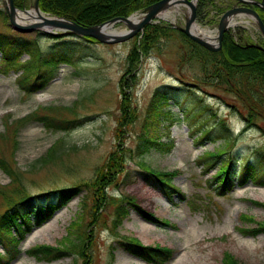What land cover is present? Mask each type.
<instances>
[{"label":"rangeland","instance_id":"obj_1","mask_svg":"<svg viewBox=\"0 0 264 264\" xmlns=\"http://www.w3.org/2000/svg\"><path fill=\"white\" fill-rule=\"evenodd\" d=\"M32 1L28 0L25 9L29 8ZM195 3L197 7L198 0ZM234 5L242 4L236 0H210L204 8L206 16L201 18L196 15V23L201 28L207 27L212 33L215 30L217 35L216 27L221 16ZM169 8L177 10L175 19L156 18L155 22L168 23L172 27V21L174 26H183L190 8L180 3ZM140 10L135 11L136 14ZM233 18L238 23L229 28L231 31L242 29L247 46L258 48L255 46L257 43L264 48V39L255 19L244 13ZM119 25L120 22H117L115 28ZM7 27L19 33L23 41L37 39L43 50H48L57 41H65L62 49L75 63L60 65L48 85L32 94L25 93L18 86L17 74L14 72L0 73V154L6 156L16 172L20 173V183L26 193L34 196L46 194V197L53 198L55 194L52 191L90 179L95 168L104 162L107 154L118 143L114 133L119 113L118 81L124 72L126 55L137 34L115 44L89 42L74 36L56 40L40 36L38 30L18 32L0 17V30L4 31ZM231 33L233 36L236 34L234 31ZM165 40L158 50H154L138 66L137 83L131 93L138 118L125 130L124 145L134 147L154 91H167L171 99L166 109H171L178 118L170 128L174 146L166 154L151 151L142 161L153 169L173 173L169 177L170 182L178 192L167 195L163 186L136 159L126 161L125 171L119 176L122 180L117 186L106 190L116 197L132 199L134 204L159 222L145 219L129 204H126L128 215L115 230L111 226L112 205L101 208L98 219L90 221L92 193L84 188L47 221L37 222L31 218L29 222L22 221L20 226L10 229L13 237H20L23 230L24 235L18 246L21 252L9 264H85L86 258L88 264H154L123 248L122 244L132 238H137L146 246L158 244L172 249V257L164 264H221L224 251L230 252L241 264H264V232L252 234L254 222L264 220V208L252 202H264V185L261 184L264 181V121L259 119L257 126L251 124L245 129L244 112L243 116L238 112L240 106L235 96L222 88L209 86L208 81L204 82L199 75L201 67L197 62L181 61L185 46L181 38L172 36ZM22 58L26 59V54ZM185 88L192 90L187 89L186 94ZM174 101H181L185 110L201 111L197 119H193L195 123L203 121L212 125L217 119L224 118L226 130L223 128V134L226 132L233 138L232 145L211 168L202 166L201 155L222 147L223 140L216 137L218 132H222L221 127L217 132L212 130V141L205 139L202 144H197L190 129L200 127L199 124H192L189 128ZM73 106V111L65 109ZM42 107L49 108L40 109ZM37 111L52 117L62 113L65 120L75 119L74 126L69 130L47 128L34 120L33 115ZM17 123L19 126H14ZM14 128L17 129L16 134ZM8 129H11L10 133ZM59 139H63L64 143L61 158L53 163L42 164L40 159ZM224 156L232 157L236 170L241 174L246 172L248 165H253L259 178L256 182L248 180L243 185L236 184L224 196L217 195L214 190L217 182L209 185L208 181L221 165ZM0 185H12L11 178L1 167ZM85 199L88 201L86 205L83 202ZM242 214L253 217L254 222L243 220ZM78 218L84 220V226L87 224L86 232L90 239L83 260L76 253H68L50 261L28 253L34 246L43 243L63 247L59 245L60 240ZM165 220L167 224L160 222ZM142 223L149 224L147 232L141 229ZM72 229L75 230V227ZM241 229L246 232H241ZM75 233L76 236L73 232L65 238L67 246L72 241L74 244L80 243L77 235L79 231ZM7 244L8 240L0 246L3 256ZM62 252L68 251L65 249ZM184 255L187 258L180 262Z\"/></svg>","mask_w":264,"mask_h":264},{"label":"trees","instance_id":"obj_2","mask_svg":"<svg viewBox=\"0 0 264 264\" xmlns=\"http://www.w3.org/2000/svg\"><path fill=\"white\" fill-rule=\"evenodd\" d=\"M157 1L159 0H39V8L43 12L65 17L87 26L98 25L115 17H127L133 12ZM27 2L28 0H13L15 7L18 9H25ZM207 2L210 3V0H198L196 7L197 17L206 16L204 8ZM255 9L259 11V15L264 22V10L259 6H255ZM0 17L7 24L8 20L3 7H0ZM229 30L223 34L221 48L217 51H209L203 48L189 39L184 33L164 22L149 24L143 29L142 33L136 35L135 41L126 55L124 72L118 81L119 113L114 131L118 143L107 154L104 162L95 168L94 175L90 179H83L69 188L52 191V194H55L53 198L46 197V194L30 195L25 192L24 186L20 183V173L16 172L10 164L11 162L7 161L6 156L0 155V167L12 180V185L8 186L10 188L0 185V244H4L8 240L5 255L0 254V264H8L20 253L18 246L23 239L24 230L22 234L20 233V237L17 238L11 235V228L20 226L22 221L29 222L31 218L37 222L48 220L84 188L92 193L90 209L92 217L90 221L95 222L98 219L101 208L112 205L113 220H111V226L115 230L116 226L121 225L123 219L128 215L129 210L126 204H129L137 209L145 219L159 222L156 217L146 213L134 204L132 199L121 196L116 197L108 194L106 190L109 187L117 186L119 180H122V177L120 178L119 176L125 171L126 161L128 159H136V162L146 172L153 175L163 186L167 195L178 192L170 182L169 177L173 173H164L153 169L142 161V158L151 151L166 154L174 146L170 137V128L178 118L174 116L171 109H166L170 106L171 99L167 91L160 89L154 91L146 107V114L144 115L140 132L136 135L134 147L129 148L124 145L125 130L130 128L138 118V110L136 106L132 105L131 95L137 83L138 66L154 50H158L163 41H166L165 39L172 36L181 38L185 45L180 56L181 61L197 62L201 67L199 75H201V79L204 82L208 81L209 86L213 85L216 88H222L235 96L234 98L237 99L240 106V109H237L238 112L242 116L244 112L245 129L251 124L257 126V120L259 119L264 121V51L253 46H247L243 40L242 29H235L234 33L236 32V34L234 36L231 33L233 31ZM38 34L56 40L68 36L61 33L52 34L41 31ZM19 36V33L12 32L8 27L4 31L0 30V73L12 71L17 74V84L25 93L32 94L44 89L53 79L60 65H75L67 52L62 49L65 41H57L48 50H43L40 48L37 39L23 41ZM82 39L93 42V40L86 38ZM24 54L27 56L26 59L22 58ZM187 89L192 90L185 88V91ZM174 102L180 108L179 112L189 128L192 127V124H199L198 126L200 127L190 129L192 136H195L194 141L197 144H202L205 139L212 141V130L217 132L221 127L222 132L220 134L218 132L216 137L223 140L222 147L201 155L202 166H207V169L211 168L213 163L226 154L232 145L233 138H230L228 134L226 135V132L223 134V130H226L224 118L217 119L216 123L212 125L205 124L203 121L195 123L194 120L201 114V111L199 113L198 111H192L190 108L185 110L181 105V101ZM48 108L42 107L40 109L46 110ZM73 108L74 106L71 108L66 107L65 109L73 111ZM58 117L64 118L65 116L62 113H56V117H52L46 114H39L38 111L33 115L35 121L43 123L45 127L50 129L69 130L74 126L75 119L65 120V118L60 119ZM14 126L17 127L19 124L17 123ZM13 132L16 134L17 129L14 128ZM12 139L14 140L13 136ZM63 146V139H59L49 148L46 156L42 157L40 162L46 164L49 162L53 163L56 159L59 160L62 152H64ZM12 155L13 152L11 153ZM223 158L221 165L208 181L209 185L217 182V185L214 186L217 195L224 196L231 192L236 184L240 186L248 180L256 182V179L259 178V173L256 172L253 165H248L246 172L241 174L240 171L236 170L231 156H224ZM261 184L264 185V181ZM40 197L42 199H39ZM83 202L85 205L88 203L87 199ZM252 202L264 208V202ZM241 218L247 222H254V218L247 214H242ZM83 221L80 218L74 220L67 233V235H70V233L74 232L76 236L75 232L79 231V234H77L80 239L79 244H74L72 241L70 246H67L65 244L67 235H65L59 243L63 247L43 243L34 246L28 253L39 255L42 260L46 261L59 259L68 253H76L83 260L86 257L84 256V251H86L87 242L90 241L88 239L89 234L86 232L87 224L84 226ZM160 222L162 224L168 223L166 220ZM254 224L255 229L252 234L264 232V220L255 221ZM73 227H75V230L72 229ZM241 232L245 233L246 231L241 229ZM122 245L129 253L154 264H164L173 255L172 249L168 247H162L158 244L146 246L137 238H132ZM65 249L68 252H62ZM85 264H88L87 258L85 259ZM221 264L241 263L230 252L224 251Z\"/></svg>","mask_w":264,"mask_h":264},{"label":"water","instance_id":"obj_3","mask_svg":"<svg viewBox=\"0 0 264 264\" xmlns=\"http://www.w3.org/2000/svg\"><path fill=\"white\" fill-rule=\"evenodd\" d=\"M196 1L197 0H159L141 9L139 11V13L141 14V18L136 23H133L130 20V18L137 13L133 12L127 17H115L98 25L87 26L81 25L65 17L50 15L42 12L39 8V0H33L29 8L27 9H18L17 7H15L13 0H2V6L6 13L10 27H12L16 31L30 32L33 30H43L45 32L51 33L59 32L62 34H68L76 37L91 38L97 42L104 44H115L131 39L139 32H142L143 28L146 25L155 23L156 18L165 19L160 16V13L167 7L175 5L176 3H180L190 8L189 13L185 17L184 24L183 26H174L172 21H170V23L173 27L183 32L192 41L196 42L207 50L216 51L221 48L223 34L229 27H231L230 20L233 19V16H241L243 13L248 14L250 18L255 19L259 33L264 39V22L262 21L259 14L250 7L251 5H259L264 10L263 0H236L242 5H234L221 16L216 27L217 35L214 37V45H212V43H210L204 36H198L194 34L191 30L192 24L196 20ZM30 10L34 11V14L37 18H41V23L35 21H17V12L30 13ZM111 22L125 23L128 29L124 33L103 32L102 28ZM46 27H49L51 29L47 30ZM255 46L264 50V48L260 44L256 43Z\"/></svg>","mask_w":264,"mask_h":264},{"label":"bare ground","instance_id":"obj_4","mask_svg":"<svg viewBox=\"0 0 264 264\" xmlns=\"http://www.w3.org/2000/svg\"><path fill=\"white\" fill-rule=\"evenodd\" d=\"M171 6H169V7H171ZM169 7L164 9L160 13V16L165 18V19L169 18L170 20L173 21L175 19V15L177 13V10L176 9H171ZM29 12L30 13L17 12V16H16L17 21L18 22H21V21H25V22L35 21V22H40L41 23V21H40L41 18L40 19L37 18L35 16V14H34V11L30 10ZM140 18H141V14L138 13V14H135L134 16H132L130 18V20H131V22L136 23L137 21H139ZM230 23H231L232 26H235L238 22L236 20H234V18H233V19L230 20ZM115 27H116V23L111 22V23H108L107 25H105V27L102 28V31L103 32H108V33H124L128 29L127 26L125 25V23H120V25L117 26L118 28H115ZM46 29L50 30L51 28L46 27ZM191 30H192V32L194 34H196L198 36H204L210 43H212V45L215 44V41H214V34L215 33H212L213 31H210L207 27L206 28H201L196 23V20L192 24ZM8 131L10 133L11 129H8ZM141 229L142 230H146V232H147L149 230V224L142 223ZM186 258H187V256L184 255L179 261L180 262L184 261Z\"/></svg>","mask_w":264,"mask_h":264},{"label":"flooded vegetation","instance_id":"obj_5","mask_svg":"<svg viewBox=\"0 0 264 264\" xmlns=\"http://www.w3.org/2000/svg\"><path fill=\"white\" fill-rule=\"evenodd\" d=\"M252 8H253L254 10H256V9H255V5L252 6ZM256 11H257V13L259 14V11H258V10H256ZM233 31H235V30H233Z\"/></svg>","mask_w":264,"mask_h":264}]
</instances>
